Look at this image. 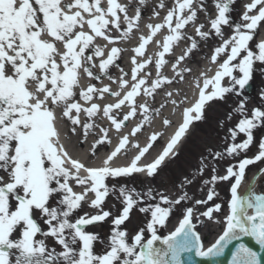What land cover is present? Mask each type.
I'll return each mask as SVG.
<instances>
[{"label":"snow or ice","instance_id":"obj_1","mask_svg":"<svg viewBox=\"0 0 264 264\" xmlns=\"http://www.w3.org/2000/svg\"><path fill=\"white\" fill-rule=\"evenodd\" d=\"M237 2L0 0V264H264V167L248 171L264 163V0L234 16ZM137 34L125 71L118 45ZM201 45L213 74L173 95ZM154 114L173 131L148 159L164 133L137 134ZM65 120L78 143L94 136L93 159L108 149L99 164L70 154Z\"/></svg>","mask_w":264,"mask_h":264},{"label":"bare ground","instance_id":"obj_2","mask_svg":"<svg viewBox=\"0 0 264 264\" xmlns=\"http://www.w3.org/2000/svg\"><path fill=\"white\" fill-rule=\"evenodd\" d=\"M162 15H163V13H162ZM148 16H149V13L146 12L144 14V19H143L142 24H141V27H142V29H143V31L145 33L147 32V29H146V27H144V25L148 22ZM152 22L153 23L157 22L155 17L152 18ZM189 31H191V29H189ZM162 34L163 33H158L156 39H159ZM132 37L135 38V39L123 40L118 45V46H120V47H122L124 49L123 58L121 60H119L118 62L120 63L121 67H123L125 69V71H128L129 68H130L129 58L133 54L132 53V49L136 46L138 34H137V36H132ZM98 43H104V42L102 40H100V41H98ZM185 47H186V42L181 43L179 47L175 48V55L179 56L180 54H182V51L185 49ZM154 50H155V46L154 45H150L148 47V52L149 53L154 52ZM199 51L202 53V55L195 54V52H193L191 54L190 59L186 60L185 62H182L181 65H180V67H190V68H192V70H193L192 74L188 75L187 73H185L186 79L183 82L175 84L176 89L179 88L183 93H187V95L189 96V99H194V97L192 95V89H193V84H194L195 77L200 72H207V75L210 77L213 74L214 70H215V65H212L210 63L209 59H208L210 57L211 53L207 54L204 47L201 50H199ZM169 55H171V54H169ZM193 63H195V65H199L200 69L199 70L195 69L194 66L191 65ZM209 69H211V71H209ZM163 71L165 72V75H168L169 77H171L173 75V70L170 67L164 69ZM118 74H119L118 69L112 68V75L116 76ZM202 80H203V78L201 77V83H202ZM103 82L104 83H108L107 78H104ZM97 83H99V82H97ZM176 89L171 90L169 88V90L173 92V95H175ZM113 90H117L115 84H113ZM108 99L112 100L113 98L112 97H108ZM159 99H161V95H158V97L156 96V103L154 104V107L158 108L161 103H165L164 101H161ZM161 113H162V115L171 118L173 121H179V119H180V111L176 110L175 112H173L172 105L170 103L166 104V106L163 109H161ZM137 117L140 120L141 119V114L138 113ZM64 122H66L65 128H63V123L58 124V127L60 128L61 141L65 144V146H66V148H67V150L69 152H70L69 148L73 144L74 147L77 148L76 153H75V157L81 158L82 161L89 162L88 159L92 158L89 155V152L91 150V144L94 141V136H93V138L91 140L87 139V142L78 143V139H80V138H78L77 135H74V134H72L70 132V130H69V122H67L66 120ZM97 122L100 123L101 121H97ZM102 122H103V124L105 126H109V122L106 119H104ZM126 123H127V127L123 128V132L124 133L129 132L130 129L133 126H135L136 123H139V122L135 121L134 117H133L130 122H126ZM151 123H152V125H151L152 129L148 133V136L153 131L164 133V135L162 137H160V139H162L163 144H165L168 136L172 133L173 129L172 128L165 129V127H164V130L160 131V129L162 128L161 116L160 115H155L154 114L153 115V119L151 120ZM65 129L68 132V137L67 138L65 136H63V132H64ZM109 135L112 137L113 144H115L116 140H117V133H116L114 127H110ZM137 135H143L144 136L142 139L137 138V139H139L141 145L143 146L144 143L146 142V139H147V133L144 135L143 132H142V134L140 132V134L138 133ZM67 139H68V141H67ZM99 150H101V151L99 152V154L96 157L95 161L92 162V163L99 164L101 162V160L104 158L106 152L108 151V149L106 147L98 148L97 151H99ZM148 159H151V156ZM115 162L117 164L127 163V161L125 159H123V158L117 159Z\"/></svg>","mask_w":264,"mask_h":264},{"label":"rangeland","instance_id":"obj_3","mask_svg":"<svg viewBox=\"0 0 264 264\" xmlns=\"http://www.w3.org/2000/svg\"><path fill=\"white\" fill-rule=\"evenodd\" d=\"M235 8H236V10H235V12L233 13V15H234V16H239V15L242 13V10H243V8H242L241 3L239 2V0H238L237 4L235 5ZM131 39H135V38L131 37ZM122 41H123V40H122ZM122 41H120V42H122ZM120 42H119V43H120ZM203 47L205 48L207 54H208V53H211V51H210V49H209L208 47H205L204 45H201V49H202ZM194 52H195V54L202 55V53H201L199 50H198V51H194ZM191 65H193L194 68L197 69V70L200 69L199 65H195V63H193V64H191ZM111 74H112V70H111ZM104 78H106V77H104ZM170 89H171V90L176 89L175 85H173L172 87H170ZM159 95H161V99H159V100L165 102V100H164V98H163V93H161V94H159ZM157 97H158V95H157ZM113 99H114V98H113ZM134 120L137 121V122H140V120L138 119L137 116L134 117ZM62 123H63V128H65V126H66V122L63 121ZM97 123H98V122H97ZM151 125H152L151 121H150V122H145V124H144V128H143L142 131H141V134H142V132H143L144 135L147 133V137H148V133H149V132L151 131V129H152V126H151ZM163 130H164V127L162 126V128L160 129V131H163ZM139 134H140V133H139ZM63 136H65L66 138L68 137V132H67L66 129H65L64 132H63ZM143 137H144L143 135H137V138H139V139H142ZM63 138H64V137H63ZM92 138H93V135H89V137H88L87 139L91 140ZM161 140H162V139L159 138L158 142L155 143V146L153 147V149L150 150V154H149L148 158H149L150 156L152 157V156L154 155V153L157 152V150L159 149V147H161V146H160V142H161ZM67 141H68V139H67ZM69 149H70V153L75 157V153H76L77 148L74 147V145L72 144V145L70 146ZM100 151H101V150H99V151L96 152V157L98 156V154H99ZM251 154H253V153H252V152H249V155H251ZM79 159H81V158H79ZM95 159H96V158H95ZM95 159H93V158H89L88 161H89V162H94ZM90 160H91V161H90ZM263 166H264V163H258V164H256V165L249 166V169H248L249 174L254 173V172L257 170V168H259V167H263ZM135 179L140 180L141 177H135ZM148 183H150V182L145 181V185H147ZM225 187H226V186L223 185V184L219 185V188H220V190H221V196H224V195H225V192H224V188H225ZM197 198H199V196H198ZM139 215H140V214L134 210L132 216L130 217V219L133 220V221H135L136 218H137ZM176 223H177V218H176L175 216H173L172 219L169 221L168 230H169L171 227H174ZM210 227L215 228L214 225H210ZM200 231H201V233L203 234V233L207 232L208 229H207V228H201ZM218 231H219V228H215V231L212 232V233L208 236V238L205 240L206 245H207V243H209L210 241H212V240L215 239V235H216V233H218Z\"/></svg>","mask_w":264,"mask_h":264},{"label":"water","instance_id":"obj_4","mask_svg":"<svg viewBox=\"0 0 264 264\" xmlns=\"http://www.w3.org/2000/svg\"><path fill=\"white\" fill-rule=\"evenodd\" d=\"M175 225H176V224H175ZM172 229H173V227H171L169 230H172ZM247 242L250 244V246H252V247H254V248L257 247L253 241L248 240ZM196 259L198 260L199 264H208L207 261H203V260H201L200 258H196ZM222 259H226V257H225V258H222Z\"/></svg>","mask_w":264,"mask_h":264}]
</instances>
